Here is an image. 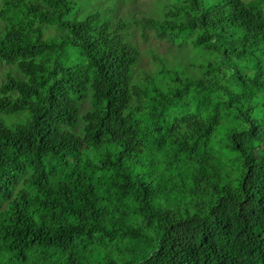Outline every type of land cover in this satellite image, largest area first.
Masks as SVG:
<instances>
[{
    "label": "trees",
    "instance_id": "obj_1",
    "mask_svg": "<svg viewBox=\"0 0 264 264\" xmlns=\"http://www.w3.org/2000/svg\"><path fill=\"white\" fill-rule=\"evenodd\" d=\"M74 5L0 0V264H264V0H174L202 62L141 78Z\"/></svg>",
    "mask_w": 264,
    "mask_h": 264
},
{
    "label": "rangeland",
    "instance_id": "obj_2",
    "mask_svg": "<svg viewBox=\"0 0 264 264\" xmlns=\"http://www.w3.org/2000/svg\"><path fill=\"white\" fill-rule=\"evenodd\" d=\"M73 2L74 8L67 15L71 20L81 19L89 12H98L112 27L124 22L122 32H127L128 39L140 50V60L134 68L135 78H141L144 73H153L161 65L188 67L191 62H202V59L196 58L195 50L189 42L172 43L156 36L153 30L144 28L146 19L162 18L168 5L174 0H73ZM3 26L4 23L0 20V30ZM56 33L57 29L52 25L48 26L45 32L46 36ZM63 59L71 63L76 58L65 54ZM8 71L17 73L11 66L0 65V81Z\"/></svg>",
    "mask_w": 264,
    "mask_h": 264
}]
</instances>
